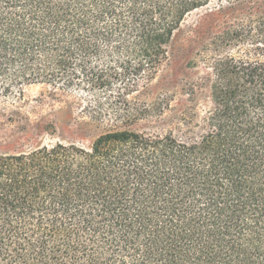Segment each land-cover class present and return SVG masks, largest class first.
Wrapping results in <instances>:
<instances>
[{
    "label": "trees",
    "instance_id": "obj_1",
    "mask_svg": "<svg viewBox=\"0 0 264 264\" xmlns=\"http://www.w3.org/2000/svg\"><path fill=\"white\" fill-rule=\"evenodd\" d=\"M209 1L0 0V107L46 84L105 125L0 153V264H264V61L215 62L194 137L119 126Z\"/></svg>",
    "mask_w": 264,
    "mask_h": 264
},
{
    "label": "rangeland",
    "instance_id": "obj_2",
    "mask_svg": "<svg viewBox=\"0 0 264 264\" xmlns=\"http://www.w3.org/2000/svg\"><path fill=\"white\" fill-rule=\"evenodd\" d=\"M230 57L264 61V0H210L188 13L168 61L149 86L134 94L135 121L119 126L172 132L180 139L198 135L196 122L210 104L213 65ZM80 96L46 84L29 86L22 99L0 107V153L57 141L90 149L105 125L81 113L87 103H80Z\"/></svg>",
    "mask_w": 264,
    "mask_h": 264
}]
</instances>
